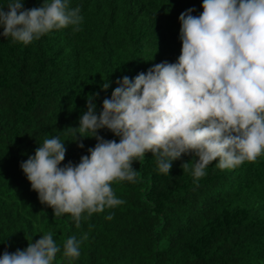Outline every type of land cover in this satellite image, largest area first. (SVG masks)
Returning <instances> with one entry per match:
<instances>
[{"label":"trees","instance_id":"obj_1","mask_svg":"<svg viewBox=\"0 0 264 264\" xmlns=\"http://www.w3.org/2000/svg\"><path fill=\"white\" fill-rule=\"evenodd\" d=\"M9 0H0L7 7ZM50 2V0H48ZM44 0H24L25 9ZM203 0H69L80 8V31L54 29L29 45L4 38L0 27V256L24 250L52 232L60 246L54 264H264V156L233 169L218 160L196 180L194 154L172 162L169 175L146 153L133 163L135 182L112 185L124 204L77 227L70 214L55 217L41 204L21 164L45 138L57 136L67 149L61 167L76 165L97 141L79 148L67 128H78L87 97L98 93L96 114L117 80L134 79L157 63L181 54L179 16ZM110 83L102 91L104 82ZM98 135L116 140L107 129ZM189 162L185 171L181 165ZM113 215L112 220L105 217ZM87 239L82 240L84 236ZM82 240L80 256H63V244Z\"/></svg>","mask_w":264,"mask_h":264},{"label":"clouds","instance_id":"obj_2","mask_svg":"<svg viewBox=\"0 0 264 264\" xmlns=\"http://www.w3.org/2000/svg\"><path fill=\"white\" fill-rule=\"evenodd\" d=\"M23 4L9 0L0 7L4 38L29 45L54 29L80 31L81 10L71 8L69 0H44L32 9ZM202 8L198 16L192 15L194 8L179 16L182 48L176 63H157L134 79L117 80L99 115L94 103L99 94L87 97L79 127L66 130L79 148L84 139L97 141L89 155L61 167L67 149L53 136L21 164L32 191L55 217L70 214L79 227L83 214L90 217L124 204L112 185L135 182L133 163L146 153L156 157L165 175L173 161L194 154L196 180L214 161L225 170L264 156V0H203ZM109 87L107 80L102 91ZM102 129L119 142L99 136ZM181 167L187 171L189 162ZM82 240L69 237L63 256L79 258ZM60 251L47 232L24 250L5 251L0 264H54Z\"/></svg>","mask_w":264,"mask_h":264}]
</instances>
